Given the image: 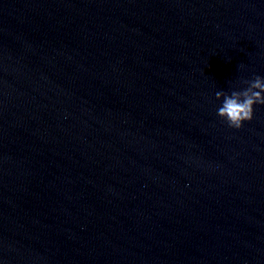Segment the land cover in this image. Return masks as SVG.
I'll list each match as a JSON object with an SVG mask.
<instances>
[{"label":"clouds","instance_id":"clouds-1","mask_svg":"<svg viewBox=\"0 0 264 264\" xmlns=\"http://www.w3.org/2000/svg\"><path fill=\"white\" fill-rule=\"evenodd\" d=\"M247 87L234 90L230 94L218 91L216 99L222 98V105L217 114L229 127L240 129L245 121H251L254 115V105H264V77L255 76L243 81Z\"/></svg>","mask_w":264,"mask_h":264}]
</instances>
